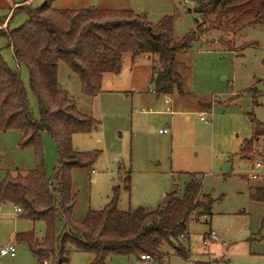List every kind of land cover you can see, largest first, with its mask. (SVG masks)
Wrapping results in <instances>:
<instances>
[{
  "label": "rangeland",
  "instance_id": "obj_1",
  "mask_svg": "<svg viewBox=\"0 0 264 264\" xmlns=\"http://www.w3.org/2000/svg\"><path fill=\"white\" fill-rule=\"evenodd\" d=\"M46 2L0 0V23L6 20L0 28H19L28 19L25 7L39 8ZM53 5L61 10H132L146 15L151 23L174 15L176 40L197 29L191 47L177 54L182 82L169 95L156 92L154 79L161 68L157 55L133 59L125 53L120 73H103L102 89L95 96L83 94L79 76L64 61L58 63L61 88L82 113L96 120L90 133L73 135L76 150L99 151L93 168L71 171L77 197L73 218L83 221L90 210L104 208L116 188L120 210L164 207L166 196L174 189L181 193L189 175L195 173L202 179L203 191L214 199L212 214L193 216L186 235L177 241L190 250L189 259L164 246L168 264H264V201L250 196L251 188L260 186L264 177V135L256 134L250 120L253 115L264 123V23L238 32L214 29L219 9L200 13L199 3L193 0H54ZM0 54L10 68L19 71L38 116L29 71L17 63L4 35H0ZM204 112L208 121L200 119ZM160 129L168 132L160 133ZM21 137L17 130L0 132V185L7 174L27 175L35 167L34 149L20 147ZM250 139L254 149L245 155L242 149ZM42 142L46 176L53 179L59 163L57 144L47 132ZM128 172L131 190L126 188ZM15 214L12 203H0V248L10 242L17 248L16 257L0 256V264H38L29 245L16 240V234L33 231L42 241L46 223ZM56 229L58 235L68 232L66 219L58 218ZM213 231L218 240L204 244ZM67 249L71 254L67 264L94 261L93 254L78 251L71 243ZM58 261L56 251L47 264ZM105 264L158 263L144 262L136 255H113Z\"/></svg>",
  "mask_w": 264,
  "mask_h": 264
},
{
  "label": "trees",
  "instance_id": "obj_2",
  "mask_svg": "<svg viewBox=\"0 0 264 264\" xmlns=\"http://www.w3.org/2000/svg\"><path fill=\"white\" fill-rule=\"evenodd\" d=\"M193 1L199 3L196 10L200 13L212 14L219 9L214 29L238 32L264 23V0ZM53 2L47 0L39 8L25 7L28 19L19 28H0V35L8 38L17 63L29 71L39 111L37 116L31 108L19 71L10 68L0 54V132L20 131V147H32L35 153V167L27 175L5 176L0 185V203L20 207V218L46 223L42 241L33 231L17 233L16 240L29 245L38 264L55 259L56 251H59L56 264L69 263V243L78 251L93 254L92 264H105L113 255L140 258L142 254L152 256L158 264H168L163 252L165 245L189 259L190 250L177 241L186 235L193 216L212 214L214 202L203 191L202 179L195 173L189 175L181 193L174 189L166 196L164 207L120 210L116 188L104 208L90 210L83 221L73 218L77 197L72 191L71 171L93 168L99 157L98 150H76L73 135L90 133L96 120L82 113L69 92L61 88L57 66L64 61L79 76L82 93L95 96L102 89L103 73H120L125 53H131L133 59L157 55L161 68L154 79L156 92L169 95L182 82L177 54L191 47L197 29L176 40L174 15L151 23L146 15L132 10L95 7L61 10ZM250 120L256 134L264 135V123L253 115ZM44 132L54 138L59 153L53 179L47 178L44 166ZM253 149V139L247 140L242 153L246 155ZM125 181L126 188L131 190L129 172ZM250 196L255 201H264V177L260 186L251 188ZM60 217L66 219L69 230L58 235L56 222Z\"/></svg>",
  "mask_w": 264,
  "mask_h": 264
},
{
  "label": "built area",
  "instance_id": "obj_3",
  "mask_svg": "<svg viewBox=\"0 0 264 264\" xmlns=\"http://www.w3.org/2000/svg\"><path fill=\"white\" fill-rule=\"evenodd\" d=\"M188 0H185V2H187ZM200 119L201 121H208L207 120V114L204 112V113H200ZM168 132V129H160V133H167ZM258 166H260V164L258 163ZM255 177V176H253ZM15 211L17 214H20L21 213V208L18 207V206H15ZM210 240H213V241H217L218 238L215 234V232H211L210 235L204 240V244H208ZM17 254V248L15 246V244L13 243H10L2 248H0V256H10V257H15ZM141 260L144 261V262H148V261H152L154 260L152 256L148 255V254H142L141 255Z\"/></svg>",
  "mask_w": 264,
  "mask_h": 264
},
{
  "label": "crops",
  "instance_id": "obj_4",
  "mask_svg": "<svg viewBox=\"0 0 264 264\" xmlns=\"http://www.w3.org/2000/svg\"><path fill=\"white\" fill-rule=\"evenodd\" d=\"M3 26H6V24H4ZM145 56H146V58H149V57H150L149 55H145ZM14 207H15V206H14ZM17 215H20V214H17V213H16L14 216L16 217ZM19 217H20V216H19ZM10 243H12V242H10ZM10 243H9V244H10ZM13 244H14V243H13ZM15 246H16V245H15ZM16 256H17V254H16ZM16 256H15V257H16Z\"/></svg>",
  "mask_w": 264,
  "mask_h": 264
}]
</instances>
